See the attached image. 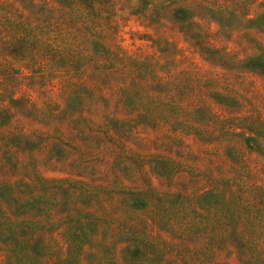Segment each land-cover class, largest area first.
<instances>
[{
  "label": "rangeland",
  "instance_id": "1",
  "mask_svg": "<svg viewBox=\"0 0 264 264\" xmlns=\"http://www.w3.org/2000/svg\"><path fill=\"white\" fill-rule=\"evenodd\" d=\"M94 6L0 0V264H264V0Z\"/></svg>",
  "mask_w": 264,
  "mask_h": 264
},
{
  "label": "trees",
  "instance_id": "2",
  "mask_svg": "<svg viewBox=\"0 0 264 264\" xmlns=\"http://www.w3.org/2000/svg\"><path fill=\"white\" fill-rule=\"evenodd\" d=\"M59 2L70 10L77 8L86 12L90 18H99L102 16L101 12L96 11L94 0H59ZM252 139H249V141Z\"/></svg>",
  "mask_w": 264,
  "mask_h": 264
}]
</instances>
